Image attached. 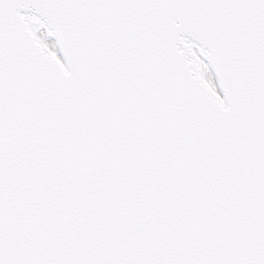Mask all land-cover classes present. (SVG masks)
I'll return each instance as SVG.
<instances>
[{"label": "snow or ice", "instance_id": "obj_1", "mask_svg": "<svg viewBox=\"0 0 264 264\" xmlns=\"http://www.w3.org/2000/svg\"><path fill=\"white\" fill-rule=\"evenodd\" d=\"M0 264H264V0H0Z\"/></svg>", "mask_w": 264, "mask_h": 264}]
</instances>
